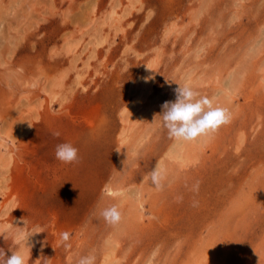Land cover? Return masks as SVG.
<instances>
[{
  "label": "rangeland",
  "instance_id": "rangeland-1",
  "mask_svg": "<svg viewBox=\"0 0 264 264\" xmlns=\"http://www.w3.org/2000/svg\"><path fill=\"white\" fill-rule=\"evenodd\" d=\"M178 84L232 112L211 142L168 138L157 115ZM61 143L79 163L56 159ZM0 249L264 264V0H0Z\"/></svg>",
  "mask_w": 264,
  "mask_h": 264
},
{
  "label": "clouds",
  "instance_id": "clouds-1",
  "mask_svg": "<svg viewBox=\"0 0 264 264\" xmlns=\"http://www.w3.org/2000/svg\"><path fill=\"white\" fill-rule=\"evenodd\" d=\"M174 91L175 100L165 101L161 105L162 114L157 115L162 120V127L167 130L168 138L174 142H201L206 144L215 138V135L223 126L231 123L233 116L228 107L215 104L213 99L201 95L199 91L194 90L191 86L179 85ZM53 136L59 137L60 133L58 131L54 132ZM55 157L63 164L79 163L78 149L70 143L58 144ZM147 179L150 180L151 185L157 191H163L165 188L164 182L167 180V172L157 164L147 174ZM199 187L200 183L196 181L192 185L191 191L198 194ZM105 194L112 195L108 189H105ZM138 197L139 194H137ZM176 201L182 202L183 196L178 195ZM198 204L199 202L194 199L192 207H198ZM99 214L110 227L116 228L122 222V213L117 205L105 207L100 210ZM35 234H38V232ZM61 241L65 248L71 247L70 243H67L69 241L68 232L61 234ZM11 252V256H6L4 250L0 249V264H27V260L21 251ZM95 261V255L89 253L86 256L79 257L76 264H95Z\"/></svg>",
  "mask_w": 264,
  "mask_h": 264
},
{
  "label": "bare ground",
  "instance_id": "bare-ground-1",
  "mask_svg": "<svg viewBox=\"0 0 264 264\" xmlns=\"http://www.w3.org/2000/svg\"><path fill=\"white\" fill-rule=\"evenodd\" d=\"M30 112H31V111H30ZM8 163H9V162H8ZM8 163H7V164H8ZM7 164H6V165H7Z\"/></svg>",
  "mask_w": 264,
  "mask_h": 264
}]
</instances>
